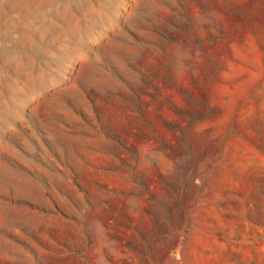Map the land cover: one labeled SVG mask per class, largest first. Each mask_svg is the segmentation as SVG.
Returning <instances> with one entry per match:
<instances>
[{
	"label": "rangeland",
	"instance_id": "rangeland-1",
	"mask_svg": "<svg viewBox=\"0 0 264 264\" xmlns=\"http://www.w3.org/2000/svg\"><path fill=\"white\" fill-rule=\"evenodd\" d=\"M0 264H264V0H0Z\"/></svg>",
	"mask_w": 264,
	"mask_h": 264
}]
</instances>
